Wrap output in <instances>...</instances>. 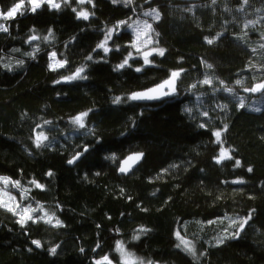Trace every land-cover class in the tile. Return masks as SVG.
<instances>
[{"label":"trees","instance_id":"obj_1","mask_svg":"<svg viewBox=\"0 0 264 264\" xmlns=\"http://www.w3.org/2000/svg\"><path fill=\"white\" fill-rule=\"evenodd\" d=\"M259 2L249 0L253 8H262ZM13 3L0 0V10ZM93 3L95 7L72 0L59 11L44 5L36 13L25 3L24 15L0 21L9 27L8 33L0 32V176L19 180L21 188L30 189L22 205L35 207L39 202L64 225L29 222L21 229L14 222L16 217L0 208V264H93L105 254L113 264H121L115 251L117 240L137 256V264H264V110H247V100L240 108L222 93L212 119L197 115L193 108L202 91H215L212 87L199 90L206 75L236 93L257 84L254 75L259 61L241 41L249 31L244 0ZM73 7L94 15L88 21L77 20ZM153 9L160 19L152 21V41L166 50L163 57L153 53L149 66L135 57L129 61L131 68L114 71L133 52L134 34L127 24L113 34L108 45L113 50L106 57L102 50L93 52L108 28L119 21L129 24L144 18V12ZM49 28L54 39L44 42ZM32 34L41 40L26 44ZM205 37L214 43L207 44ZM36 45L40 51L35 59L24 55ZM51 51L57 52L58 59H67L68 66L49 70ZM89 54L91 62L86 60ZM17 60H23V65H17ZM85 63L86 80L53 83ZM5 64H11L12 70ZM141 66V72L133 70ZM181 69L174 95L151 105L126 99ZM115 96L124 99L114 104ZM82 112H89L86 129L77 131L70 120ZM224 124L228 128L221 139L234 159L217 164L213 158L219 155L220 145L212 132L223 130ZM40 131L49 137L51 148L35 147L34 136ZM85 145L89 151L82 161L68 167L66 161ZM136 152L145 154L144 162L130 176H120V162ZM113 154L115 160L105 159ZM235 159L241 167H234ZM49 170L52 177L46 175ZM32 179L44 189L31 185ZM236 179L244 183H232ZM253 209L239 238L215 246L209 220L238 219ZM141 227L150 231L132 240ZM177 231L193 243L195 258L176 247ZM33 239L40 240L42 247L32 245ZM56 245H60L58 254L52 256L48 250Z\"/></svg>","mask_w":264,"mask_h":264},{"label":"snow or ice","instance_id":"obj_2","mask_svg":"<svg viewBox=\"0 0 264 264\" xmlns=\"http://www.w3.org/2000/svg\"><path fill=\"white\" fill-rule=\"evenodd\" d=\"M71 2H72V0H14V3L11 7H9L6 10H0V21H8V20L15 19L17 14H19L21 16L24 15L25 3H27V5L29 6L28 10H30L31 13H36L37 10L41 9L44 5H47L50 11L51 10L59 11L62 8V4L64 6H67ZM75 2L78 5H83L85 3H88V4H91L93 7H95L93 0H75ZM111 2L113 4H116V3L122 2V0H111ZM123 2L125 3V6H127L128 4L131 3V0H123ZM213 2L215 3V0H213ZM244 3H247V0H244ZM71 10L73 13H75V17L77 20L88 21L90 19V16L94 15V13H90L86 9H81L78 11L77 8L73 7ZM144 15L145 16H151L154 20H157V21L160 19V15L155 9H153L151 11L144 12ZM125 24H127L128 28L132 29V32L134 34V40L131 42V47L134 48L137 51V53L140 54V56L143 60V66H149L152 64V61L149 59V57L152 56L153 53H155L156 55L161 56V57H163L165 55V51H166L165 49L156 48V47H153L150 50L141 52V48L147 47V45L152 43L151 36H148L147 39L142 40V36H147L148 32L151 30V25L148 24L147 22H143L142 25L133 26L132 24H128L127 21H119V22H117V24L114 27L108 28L107 31L104 33V38L99 43L96 44L95 48L93 49V52H95L97 50H102L104 57H106L113 50L112 48H110L108 46L109 41H111L113 38V34L117 33L118 30L121 28V26H123ZM249 25H254V22L248 21L245 24V27L247 28ZM141 28H143V31H141ZM31 31L34 33L35 29H32ZM0 32L8 33L9 27L6 26L4 23H0ZM219 35L220 34H217V38L219 37ZM42 39L44 42H49V41L53 40L54 39L53 30L51 28H49L47 31V34L44 35L42 37ZM73 39H75V38H73ZM204 39H205L206 43L209 45L214 43V39H209L208 37H205ZM38 40H41V37L36 35V34H32V35L28 36L25 43L26 44H32L33 41H38ZM66 47H67V45H66ZM119 50H120L119 46H117L116 51H119ZM13 51L19 52L20 49H13ZM39 51H40V47H39V45H36L33 47V50L31 52L24 53V55L30 56L32 59H35L36 53H38ZM48 57H49V61H50L48 67H49V70H51V71H58L60 69H64L69 64V61L67 59H58L56 51H51L50 53H48ZM104 57H101V59H104ZM132 59H133V54H132V52H129L127 54V56L123 59V61L118 63L113 70L114 71H120L126 67L131 68L132 65L129 63V61ZM86 60L89 62L93 61V56L91 54L87 55ZM23 63H24L23 60H17L16 61V64L19 66H22ZM87 66H88L87 63H85L81 66H78L75 68V70L73 72H71V74L61 75L60 78L54 80L53 83L54 84H62V83H71V82L77 81V80H86L88 78L87 75L85 74ZM143 66L136 67L133 70L135 72H141L143 70ZM3 67L7 68L9 71L12 70L11 64H5V65H3ZM206 67L211 68L212 65L207 64ZM182 71H183L182 69L171 71L169 77L167 79L163 80L162 82H160L159 84L155 85L154 87L148 88L144 91L133 92L126 99L131 100V101L157 100V99H161L163 97H168V96L174 95L177 91L176 82L180 78ZM236 83L240 84L241 81L237 80ZM201 84L211 86L212 80L210 78H208L206 75L205 78L201 81ZM221 84H223L222 81H221ZM192 87H196V85H193ZM223 90L225 92H229V93L232 92V89L226 88V87ZM262 90H264V82L257 83L253 87H251L250 89L249 88L244 89V91L251 92V93H257V92H260ZM122 99H124V98H122L120 96H115L112 102L114 104H120ZM244 106H245L244 101L241 98L240 102H239V107L244 108ZM89 111H91V110H89ZM186 111L191 112V109H186ZM256 111H260V109L257 108ZM88 115H89V112H82L80 114H77L75 117H73L70 120V124L73 125L75 130H77V131H79L81 129H86L85 120H86V117H88ZM204 115L207 116L208 113L205 112ZM44 123L50 124L51 122L45 121ZM199 126L201 128H205L204 124H200ZM36 127L42 128L43 126L42 125H36ZM227 128H228V125L224 124L223 130H216V131L212 132V135L215 137V143L220 145L219 155L215 156L213 158L217 164H220L225 160H233L234 159V157L231 155L230 150L223 146V141L221 139L222 131H227ZM87 131H88V134H91V132H92L91 129H88ZM33 143L37 149H39L41 147L51 148L53 146L52 142L49 140V137L45 134L44 131H40V132L35 133ZM88 151H89V146L85 145L83 147L82 151L76 152L72 156V158H70L66 161V163L68 165L76 164L77 161L81 158V156H83L84 153H87ZM143 156H144L143 153H135V154H131V155L127 156L126 158H124L120 162V165L118 167V171L122 174L128 173L131 170L132 166L134 164L138 163L143 158ZM105 159L115 160L116 157H115V154H113L111 156L105 157ZM172 167H176V165H172ZM234 167L235 168L241 167V161L239 159L234 160ZM162 171H167V169H164ZM252 171H253V169L251 167L247 168V172L251 173ZM99 174L100 173H96V175H99ZM46 175L48 177H52L54 175V173L51 170H49L46 173ZM0 183L3 184V188H0V193H3L4 196H8L10 201L15 202L16 197L11 196L10 193H8L7 189H8L9 185H11L13 188L21 189V200L22 201L28 199V196L26 195V193L28 191H30V189H22L21 183L19 180H13L9 176H0ZM29 183L31 185H33L36 189L43 190L45 187L43 184L39 183L35 179H32L31 181H29ZM232 183L242 184V183H244V181L242 179H236V180H233ZM121 191H123V190H121ZM129 199H131V197H129ZM59 207L60 206L57 205V208H59ZM0 208H4L7 212H10L12 214V216L16 217L14 222L16 224H18L21 229H24L25 226L28 225L29 222L39 223L41 221H43L46 224H50L53 227H63L64 226L63 222L55 216V212H53L52 214H49V212L39 202H36V207H33V205L31 203L21 207V205L19 203H16L15 206H13L12 204L5 202L3 199H0ZM254 211H255L254 209L252 211H250L246 217H240L238 219L231 220L228 227L232 228L233 226H236L235 231L229 232L228 229L226 228L224 230L225 234L215 241V246H220V245L224 244L225 241L228 239L239 238L240 233L245 228V225H247L248 222L252 219V212H254ZM35 213H42V215H34ZM53 221H54V223H53ZM208 223L214 224V223H216V221L215 220H209ZM116 231L118 232L119 230L117 229ZM148 231H150V230L143 228V227L139 228L137 230V234L132 236V240H139L141 234H146ZM175 235H176L177 239L179 240V243L176 245V247L178 249H180L183 246L182 250L187 252L188 254L192 255L195 258L196 257L195 246L192 245L190 241L181 237L179 231H177L175 233ZM31 244L34 245L36 248L42 247L41 241L38 239L31 240ZM59 247H60V245H56L54 247H51L48 250L49 254L52 256L57 255L58 254L57 249ZM99 247H100V245L97 244L96 248H99ZM28 250L32 251V248H29ZM80 251L83 253L85 250L83 248H81ZM93 251H96V249H93ZM115 251L120 254L121 264H130L128 257H130L132 254L125 250V245H124L123 241L117 240L115 242ZM201 255H204V253H201ZM93 264H113V262L109 258V256L107 254H105L100 259H94ZM141 264H143V261H141ZM149 264H152V262L149 261Z\"/></svg>","mask_w":264,"mask_h":264},{"label":"rangeland","instance_id":"obj_3","mask_svg":"<svg viewBox=\"0 0 264 264\" xmlns=\"http://www.w3.org/2000/svg\"><path fill=\"white\" fill-rule=\"evenodd\" d=\"M244 4L245 5H244L242 11L244 12L245 16H248V18L246 19V23L248 21H253L254 25H249L247 27V28H249V31H247L242 36L241 41L247 47L252 49V51L255 54L256 60L259 61V63L257 64V67H256V74L254 75V79L257 83H260V82H264V80H263L264 79V0H260V2H259V4L262 5V8H253L250 5L249 0H247V3H244ZM63 6L64 5L62 4V7ZM149 11H151V10H149ZM149 18H151L152 20H150ZM153 20L154 19L151 16H145L144 18H136L132 22H130L129 24L136 26V25H142L143 22H147L148 24L151 25V30L148 32L147 36H142V40L147 39L148 36H151V39H152V37H153L152 21ZM257 26H259V27H257ZM128 29L132 32V29H130V28H128ZM141 31H143V28H141ZM118 32H119V30H118ZM153 47H155V46H154V43L152 41V43L147 45V47L141 48V52L150 50ZM132 51H133L132 52L133 58L141 57L140 54L137 53V51L134 48H132ZM208 78H210L212 80L211 86L202 85L200 83L201 87L199 90L204 89L206 87H212L215 91H213L210 88V90H209L210 92L202 91V93L198 96L197 101H196V105H195V107H193L196 110L197 115L212 119L210 114H211L212 110L214 108H217V106H218L217 104H218V100H220V97H219L220 93L227 95L231 100H233L237 103H239L240 99L242 98L244 101V105H245L246 100H247L246 109L249 111L261 112L262 110H264V90L259 95L250 96V97H249V95H253L255 93L246 92V91H244L245 88H242V90H243L242 93H236L233 90L231 93H229V92H225L223 90L225 87L223 86V84H221V83L219 84L216 78H214L213 76H208ZM208 93H210V94H208ZM257 108H259L260 111H256ZM205 112L208 113L207 116L204 115ZM0 188H3L2 183H0ZM13 190L21 192V189L13 188L11 185L8 186L7 191H8V193H10L11 196L16 197L15 202L10 201L8 196H4L3 193H0V199H3L5 202L10 203L13 206H15L16 203H19L21 205V207L25 206V205H22L23 201L21 200V193L17 195L14 192H12ZM34 215H42V213H35ZM231 220H233V219L225 218V219H221V220H216V223H214V224L208 223L210 235L213 236L214 241H216L218 238H220L221 236H223L225 234L224 230L226 228L228 229L229 232L235 231L236 226H233L232 228L228 227ZM200 227H201L200 232H203L205 230L204 227L203 226H200ZM180 235H181V237L186 239L181 233H180ZM186 240H188V239H186ZM188 241H190V240H188ZM178 243H179V240H178ZM191 244L193 245L192 242H191ZM125 250L132 254L130 257H128L130 264H137L138 263L137 256L134 253L128 251L126 248H125Z\"/></svg>","mask_w":264,"mask_h":264},{"label":"water","instance_id":"obj_4","mask_svg":"<svg viewBox=\"0 0 264 264\" xmlns=\"http://www.w3.org/2000/svg\"><path fill=\"white\" fill-rule=\"evenodd\" d=\"M166 1H168V2H171V1H177V2H181V3H188V4H198V3H200L202 0H166ZM154 87V86H153ZM176 88H178V80H177V82H176ZM146 90V89H145ZM142 91H144V90H142ZM137 92H139V91H137ZM168 97H170V96H168ZM168 97H163V98H161V99H157V100H140V101H134L135 103H137V104H140V105H151V104H153V103H156V102H160V101H162V100H164V99H166V98H168ZM136 153H142V152H136ZM132 154H135V153H132ZM144 154V153H143ZM131 155V154H130ZM129 156V155H128ZM83 157H84V155L83 156H81V158L77 161V163L76 164H74V165H68V167H71V168H73V167H75L76 165H78L81 161H82V159H83ZM144 160H145V154H144V156H143V158L138 162V163H136V164H134L133 166H132V168H131V170L128 172V173H126V174H122V173H120L119 171H118V173H119V175L120 176H130L143 162H144ZM120 165V164H119Z\"/></svg>","mask_w":264,"mask_h":264}]
</instances>
